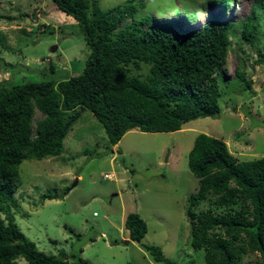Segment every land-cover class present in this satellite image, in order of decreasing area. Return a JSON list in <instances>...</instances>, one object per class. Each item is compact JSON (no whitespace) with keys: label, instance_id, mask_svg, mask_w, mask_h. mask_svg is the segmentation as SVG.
Masks as SVG:
<instances>
[{"label":"rangeland","instance_id":"obj_1","mask_svg":"<svg viewBox=\"0 0 264 264\" xmlns=\"http://www.w3.org/2000/svg\"><path fill=\"white\" fill-rule=\"evenodd\" d=\"M125 2L97 0V6L107 11ZM145 2L140 18L176 20L198 30L214 14L233 25L226 64L216 75L221 112L174 133L133 130L112 147L91 113L81 111L59 157L24 161L19 167L14 222L46 255L64 254L69 260L74 256L86 264H155L142 247L155 246L174 264H205L204 250L189 246L186 215L198 189L187 167L195 137L205 134L223 141L239 161L264 158V65L256 64L257 52L264 54V0H235L224 11L202 1ZM181 9L185 13H175ZM249 18L257 28L252 46L240 36V23ZM88 55L77 23L51 0H0V86L67 80L83 72ZM148 69L142 65L132 74L145 78ZM236 70L251 81L250 90L242 91ZM41 117L35 112L33 122ZM105 174L113 178L103 179ZM47 192L59 198L41 203L40 196ZM214 200L210 196L198 203L194 212L200 215ZM211 211L214 215L227 212L213 207ZM128 214H137L146 223L141 244L128 239L124 228ZM213 234L221 235V231ZM257 262L259 254L249 252L239 264Z\"/></svg>","mask_w":264,"mask_h":264},{"label":"trees","instance_id":"obj_2","mask_svg":"<svg viewBox=\"0 0 264 264\" xmlns=\"http://www.w3.org/2000/svg\"><path fill=\"white\" fill-rule=\"evenodd\" d=\"M189 1L216 4L222 11L235 2ZM51 2L77 23L89 55L83 72L67 80L0 86V264H86L78 257L69 260L64 254L37 250L12 213L18 209L14 195L21 185L20 165L59 157L81 111L91 113L112 147L133 130L174 133L221 112L216 75L226 64L232 24L214 14L198 30L176 20L140 18L145 0H126L107 11L99 9L97 0ZM240 31L242 40L255 44L257 28L251 18L240 23ZM257 56L256 64L264 65V54ZM142 65L149 67L145 78L133 75L132 69ZM235 78L242 91L250 90L251 81L243 72L236 70ZM35 112L42 117L33 122ZM187 167L198 181L186 209L190 248L204 250L205 264H239L249 252L259 254L260 262L255 264H264V158L239 161L223 141L199 134ZM210 196L215 198L210 208L196 214L194 208ZM58 198L47 192L40 202ZM212 207L227 212L214 215ZM124 228L128 239L138 244L147 233L137 214L126 216ZM217 229L221 235H210ZM142 247L155 264H174L163 257L161 248Z\"/></svg>","mask_w":264,"mask_h":264},{"label":"built area","instance_id":"obj_3","mask_svg":"<svg viewBox=\"0 0 264 264\" xmlns=\"http://www.w3.org/2000/svg\"><path fill=\"white\" fill-rule=\"evenodd\" d=\"M103 179L111 180V179H112V176H111V175H108V174H105V175L103 176Z\"/></svg>","mask_w":264,"mask_h":264},{"label":"water","instance_id":"obj_4","mask_svg":"<svg viewBox=\"0 0 264 264\" xmlns=\"http://www.w3.org/2000/svg\"><path fill=\"white\" fill-rule=\"evenodd\" d=\"M128 243L126 242L125 245H127Z\"/></svg>","mask_w":264,"mask_h":264},{"label":"clouds","instance_id":"obj_5","mask_svg":"<svg viewBox=\"0 0 264 264\" xmlns=\"http://www.w3.org/2000/svg\"><path fill=\"white\" fill-rule=\"evenodd\" d=\"M112 176V175H111ZM112 178H113V176H112Z\"/></svg>","mask_w":264,"mask_h":264},{"label":"crops","instance_id":"obj_6","mask_svg":"<svg viewBox=\"0 0 264 264\" xmlns=\"http://www.w3.org/2000/svg\"><path fill=\"white\" fill-rule=\"evenodd\" d=\"M115 147V146H114ZM95 215V214H94Z\"/></svg>","mask_w":264,"mask_h":264}]
</instances>
